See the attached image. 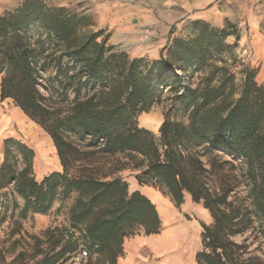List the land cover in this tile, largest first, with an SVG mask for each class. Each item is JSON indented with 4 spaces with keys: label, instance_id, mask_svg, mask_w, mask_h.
Instances as JSON below:
<instances>
[{
    "label": "trees",
    "instance_id": "1",
    "mask_svg": "<svg viewBox=\"0 0 264 264\" xmlns=\"http://www.w3.org/2000/svg\"><path fill=\"white\" fill-rule=\"evenodd\" d=\"M91 24L90 16L47 0H21L0 13V97L48 133L62 165L39 180L35 151L6 139L0 203L11 195L15 208L22 198L26 218L76 194L69 225L35 236L31 254L20 251L12 263L68 264L87 249L85 264H118L126 237L160 233L148 196L130 192L122 177L99 174L102 157L125 154L141 170L139 184L159 188L177 206L189 194L209 210L198 264H264L248 238L233 239L252 230L255 250L264 243V83L258 68L243 66L238 79L226 61H214L232 47L226 39L236 28L198 19L194 38H169L160 59L150 60L115 51L103 30L85 31ZM168 86L181 117L166 116L158 133L140 126L138 114Z\"/></svg>",
    "mask_w": 264,
    "mask_h": 264
},
{
    "label": "rangeland",
    "instance_id": "2",
    "mask_svg": "<svg viewBox=\"0 0 264 264\" xmlns=\"http://www.w3.org/2000/svg\"><path fill=\"white\" fill-rule=\"evenodd\" d=\"M47 1L51 5H63L72 11L90 16L92 24L85 31L103 30V37L107 36V44L115 51H125L132 57H145L150 60L160 59V51L169 43V38L171 40L194 38L196 35L194 21L198 19L215 27L227 26L230 32L236 28V31L226 39L232 47L218 55L214 61L217 64L226 61L229 69L238 79L241 77L243 66L258 68L257 80L264 83V0ZM17 4L11 3L4 12L13 9ZM165 55H168L167 51ZM50 75L51 72H45L46 77ZM169 88L170 86L164 89L160 102L138 114L137 121L140 126L158 133L166 116L181 117V112L172 108ZM42 90L46 93L45 89ZM17 112L25 119L24 130L21 124L11 120ZM0 120L2 123L0 124V165L4 158L5 140L14 138L29 145L35 151L34 173L39 180L56 169V163L48 162L49 166H46L47 162H45V158L49 155L59 160L52 138L16 106L12 99L2 100L0 97ZM100 163V175L109 174L107 178L122 177L128 182L129 190L134 183L139 184L136 175L141 170L133 168V162L125 154L104 156L100 159ZM151 187L171 203L170 211L177 214L183 222L197 226V240L202 249V225L211 224L213 221L209 210L207 209V212L202 203L194 202L189 194H186L184 202L177 206L169 195L164 194L159 188ZM75 197L76 194L67 199L59 197L47 213H29L26 218L19 216L20 208L24 205L22 198H16L19 207L15 208L11 195L3 198V202L0 203V218L3 217L0 223V264H14L12 260L20 251L31 254L36 242L35 236H40L49 227L68 226L69 210ZM137 235L146 236L141 232L126 238L130 240ZM245 238H248L249 250H254V253L264 257V243L261 250H255L259 245V239L254 238L252 230L244 235H236L233 239L241 243ZM83 246L88 248L84 243ZM93 256L96 257L97 254ZM167 256V252L164 256L154 253L150 256V260L157 262Z\"/></svg>",
    "mask_w": 264,
    "mask_h": 264
},
{
    "label": "crops",
    "instance_id": "3",
    "mask_svg": "<svg viewBox=\"0 0 264 264\" xmlns=\"http://www.w3.org/2000/svg\"><path fill=\"white\" fill-rule=\"evenodd\" d=\"M18 1L21 0H0V13H3L11 3L17 4ZM21 117L25 120L22 115ZM45 162H47L46 166H49L48 162L56 163L55 170H62L58 158L53 159L49 155L45 158ZM137 190L148 196L156 205L162 220V231L146 236L137 235L130 240L126 238L124 256L119 258L118 264H198L196 253L201 249L197 240V226L183 222L177 214L170 211L171 203L153 187L134 183L130 192ZM205 210L208 212L207 209ZM166 252L168 256L164 259L157 262L150 260L152 254L164 256Z\"/></svg>",
    "mask_w": 264,
    "mask_h": 264
},
{
    "label": "built area",
    "instance_id": "4",
    "mask_svg": "<svg viewBox=\"0 0 264 264\" xmlns=\"http://www.w3.org/2000/svg\"><path fill=\"white\" fill-rule=\"evenodd\" d=\"M88 257L89 251L87 249H80L71 256L68 264H85Z\"/></svg>",
    "mask_w": 264,
    "mask_h": 264
},
{
    "label": "bare ground",
    "instance_id": "5",
    "mask_svg": "<svg viewBox=\"0 0 264 264\" xmlns=\"http://www.w3.org/2000/svg\"><path fill=\"white\" fill-rule=\"evenodd\" d=\"M14 114V113H13ZM12 121H14V122H16V123H19V124H21L20 126L22 127V129L24 130L26 127H25V125H24V120L22 119V117L18 114V113H15L14 115H13V118L11 119ZM1 121V120H0ZM0 124H1V122H0ZM32 135V134H31ZM37 136V135H36ZM34 137V136H33ZM43 157H45V155L43 156ZM182 257H183V255H182Z\"/></svg>",
    "mask_w": 264,
    "mask_h": 264
}]
</instances>
